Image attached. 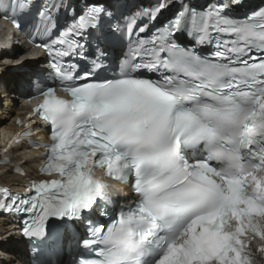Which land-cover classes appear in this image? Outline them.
Masks as SVG:
<instances>
[{"label":"snow or ice","instance_id":"1","mask_svg":"<svg viewBox=\"0 0 264 264\" xmlns=\"http://www.w3.org/2000/svg\"><path fill=\"white\" fill-rule=\"evenodd\" d=\"M228 7L157 0L105 31L115 17L103 4L76 13L65 0H0V18L44 38L37 48L79 57L81 38L94 41L90 67L59 73L70 99L39 92L52 141L40 171L52 178L19 198L0 189V210L32 218L26 237L59 250L77 240L69 222L82 224L72 264H252L247 234L264 241V8L232 17ZM62 9L73 18L60 27ZM124 41L119 74L101 78ZM97 168L137 199L113 214ZM49 219L62 223L49 231Z\"/></svg>","mask_w":264,"mask_h":264},{"label":"bare ground","instance_id":"2","mask_svg":"<svg viewBox=\"0 0 264 264\" xmlns=\"http://www.w3.org/2000/svg\"><path fill=\"white\" fill-rule=\"evenodd\" d=\"M3 56H0V87L7 92H13L16 94V88L22 77L20 70H22L24 64H15L16 68L11 69L4 63H1ZM8 58H11L8 56ZM8 96L0 97V130L8 125V119L4 115V111L10 113L12 111L10 107V99H6ZM13 102V101H12ZM1 143V142H0ZM1 150V144H0ZM17 151H13L16 153ZM0 180L5 182L4 177H0ZM0 264H20V249L17 245L16 238L13 234L6 236V231L0 228Z\"/></svg>","mask_w":264,"mask_h":264}]
</instances>
